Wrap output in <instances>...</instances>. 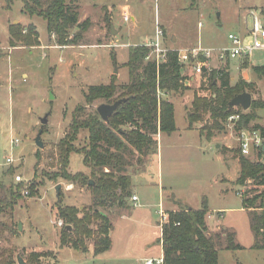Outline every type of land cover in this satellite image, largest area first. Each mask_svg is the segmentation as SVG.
Masks as SVG:
<instances>
[{"label": "rangeland", "instance_id": "374dc122", "mask_svg": "<svg viewBox=\"0 0 264 264\" xmlns=\"http://www.w3.org/2000/svg\"><path fill=\"white\" fill-rule=\"evenodd\" d=\"M75 3L79 22L86 23L72 28L70 35L79 30L81 37L77 43L59 45L54 34L48 33L43 17L24 12L20 0H0V198L9 203L0 214L3 223L0 252H4L3 256L11 255L16 264L17 256L27 263L29 258L34 259L32 264H141L140 256L158 257L160 241L154 232L158 231L155 225L160 219L157 186L160 179L165 189L161 199L165 207L197 209L206 200L209 208L205 216L206 233L216 243L218 264H264V249L254 246L249 213L242 206V198L261 193L264 186L251 180L244 185L236 183L239 154L231 128L224 124V129L213 130L210 142L214 144H207L196 129L210 122L209 115L195 122L196 129L186 128V110L175 93H170V98H174L177 129L160 134L155 151L142 158H138L136 150L125 151L131 189H135L144 205L133 207L130 196L126 207L101 208L112 223L108 250L94 255L92 239L88 240L87 252L60 248L62 226L57 223L62 219L56 214L55 186L61 184L62 204L82 206L81 209L92 205L87 185L61 176L60 143L75 111L84 109L83 115H87L106 103L102 99L87 103L85 94L89 86L106 84L116 75L119 88L115 96L121 92L120 86L128 82L125 63L129 43L152 36L156 18L163 29L166 48L172 47L173 32L177 36L176 47L181 51L196 47L211 49L209 57L199 54L207 65L200 72L193 62L183 66L196 77L191 86L193 93L210 95V71L227 67L231 85L240 79L251 82L253 88L244 91L251 93L252 100H264V78H259L252 69L254 65H264V50L254 51L246 62L236 58L222 60L216 54L228 44V33L239 30L246 10L264 9V0H75ZM18 24L26 30L27 25H34L38 44L16 41L11 46L9 29ZM191 95L190 92V99ZM254 111L257 117L250 124L264 126V109ZM45 115L48 116L41 133L43 146L38 147L34 139ZM15 138L18 143L11 148L10 141ZM71 144L80 151L71 152L64 170L89 175L90 166L84 161L83 150L88 145V131L81 129ZM8 157L13 161L7 163ZM17 174L22 181L17 182ZM68 184H73L72 188L66 189ZM223 228L234 232V241L240 248H225ZM148 247L154 248L149 252Z\"/></svg>", "mask_w": 264, "mask_h": 264}, {"label": "trees", "instance_id": "16d2710c", "mask_svg": "<svg viewBox=\"0 0 264 264\" xmlns=\"http://www.w3.org/2000/svg\"><path fill=\"white\" fill-rule=\"evenodd\" d=\"M12 1V0H9ZM22 10L29 15H38L45 19L47 31L54 34L59 45L74 44L79 41L81 33L70 35L75 26L82 27L86 21L79 22V11L75 0H20ZM26 29L18 25H11L9 43L16 45V41L25 45L38 44V32L32 24ZM26 30V32H23ZM152 47L139 43L130 45L128 59L125 66L128 70V82L120 86L121 92L115 96L119 86L116 75H112L110 82L89 86L85 100L91 103L102 99L112 103L119 98L124 100L117 109L104 120L97 110L83 115L84 109L73 113L67 134L60 143L58 161L63 170L62 177L87 185L92 195V205L80 209L75 205L62 204L60 197L56 203V214L62 219L60 248L71 247L81 252L89 250L88 240L92 239L94 255L110 248V232L112 223L101 208L128 206L131 196V177L127 173L125 151L129 148L139 153L138 158L154 152L157 147L156 134L158 131L171 133L176 130L174 104L168 99L170 93H179L186 87L185 75L182 73L183 64L178 61V50L168 49L165 58L156 62L150 53ZM202 55L191 59L196 63L203 60ZM247 60L245 59L244 62ZM253 71L259 78H264V65H254ZM210 95L194 94L191 108L187 110L188 128H194L196 121L204 119L208 114L210 122L199 128L201 137L210 141L214 136L213 130L224 129L231 114L239 113L234 121L232 132L235 136L243 128H260L264 133V126L250 124L257 116L256 108L264 109V100L253 99L248 111L240 106L228 108V101L244 90L252 89L254 84L242 79L234 85L229 83L227 67L210 71ZM217 81L219 83H217ZM81 129L88 131V145L84 147V161L90 166L89 175L82 172L67 173L64 168L69 164L71 152H78L71 142L76 139ZM43 130V126H42ZM206 132V133H204ZM239 173L236 183L244 185L247 180L264 186V166L240 153ZM33 189V185H30ZM13 194V193H12ZM264 189L261 193L242 198V206L248 210L250 227L254 235V246L264 249ZM13 202V201H11ZM9 205L6 199L0 198V214ZM208 211L204 199L200 208L179 206L176 210L167 212L168 219L161 227V247L163 264H218V252L214 239L207 235L205 216ZM67 225L70 228H67ZM3 223L0 221V229ZM226 249H238L241 246L234 241V232L223 228ZM220 237L219 235H217ZM0 252V264H16L11 255L3 256ZM35 261L29 258V264ZM36 264V263H35Z\"/></svg>", "mask_w": 264, "mask_h": 264}, {"label": "built area", "instance_id": "2783aa9c", "mask_svg": "<svg viewBox=\"0 0 264 264\" xmlns=\"http://www.w3.org/2000/svg\"><path fill=\"white\" fill-rule=\"evenodd\" d=\"M125 20H128V15L124 16ZM164 36L163 29L158 21L155 19L154 24V40L144 43L145 45L151 46V56H154L156 62H160L165 58V53L168 50L162 43V37ZM228 44L223 46L217 54V58L222 60L239 59L249 61V57L256 50H264V9L257 10L249 8L243 15L242 24L239 30L236 32H230L227 35ZM205 57L211 56V49H204L202 47L191 48L189 50L181 51L178 50V61L182 64L190 62L191 59L196 58L199 54ZM206 62L203 60H197L195 63V70L201 71L202 67H205ZM239 118V113L231 114L228 117V127L233 128L234 121ZM237 145L240 148V153L252 160L258 161L264 166V133L260 128L247 127L237 132L235 135ZM11 148L13 145L18 143V138L10 141ZM7 163L13 161L12 157L6 159ZM17 182L22 181L21 175H15ZM73 184L65 186L66 189L72 188ZM28 194V190L24 191ZM133 201L137 200L136 195H132ZM136 204V203H135ZM159 226L160 230L162 224L167 221L168 214L166 211L160 208L159 210ZM59 226L63 225V221L59 220L57 223ZM141 264H163L162 253L158 257L144 258Z\"/></svg>", "mask_w": 264, "mask_h": 264}, {"label": "crops", "instance_id": "0c3cea01", "mask_svg": "<svg viewBox=\"0 0 264 264\" xmlns=\"http://www.w3.org/2000/svg\"><path fill=\"white\" fill-rule=\"evenodd\" d=\"M128 6V5H127ZM124 7H123V5L121 6V9H123ZM124 15H126V14H124ZM133 17V16H132ZM172 34V42H171V48L170 49H176V50H180V49H178V46L176 47V41H177V36H176V34L175 33H171ZM139 40V41H138ZM152 40H154V31H153V35L152 36H150V37H148V38H145V39H142V40H140L139 38L135 41H130V43H129V45H135V44H139V43H146V42H148V41H152ZM162 43L164 44V36L162 37ZM128 44V43H127ZM167 49H169V48H167ZM185 65H187L188 66V64L187 63H185V64H183V66H185ZM184 68V67H183ZM194 68H195V66H194ZM182 73H183V75H185V80H184V85H185V89L183 90V91H185V92H179V93H175V94H177V96H176V98H179L180 99V102L184 105L183 106V109L185 108V110H186V112H187V110H188V106L190 105L191 106V101H192V99L193 98H191L190 99V92H191V97H194V94H195V92L193 93V89H191V86H192V84H194L195 83V79H196V77L194 76V75H192V73H190V70H189V68L188 67H185L183 70H182ZM172 94H169V95H167V97H168V99L169 100H171L172 102H173V97L172 98H170V96H171ZM190 102V103H189ZM174 104V103H173ZM174 114H175V106H174ZM186 128H188V122H187V124H186ZM177 129V128H176ZM188 129H190V128H188ZM192 129H196V127L194 126V128H192ZM196 130H198V129H196ZM163 132H161V131H158V135L156 136V139L158 140V137H159V135L160 134H162ZM198 135H199V137L200 138H202L201 137V135H200V133H199V131H198ZM203 139V138H202ZM205 140V139H204ZM207 144H214V143H212V142H207ZM218 145V144H217ZM216 145V146H217ZM159 151H158V149H157V153H158ZM162 180H160V179H158V183H157V186H158V193H159V198H160V200H158V204L160 205V207H159V209H158V214H159V210H160V208L161 209H163L164 211H166V213H167V210H176V209H178L179 207L178 206H166L165 207V203H163V200L161 201V199L163 198V193H164V191H165V189H164V186H163V184H162V182H161ZM132 195H136L137 196V200L136 201H133L132 199H131V197L129 198V200H131L133 203H132V205H133V207L134 206H141V205H144V203L143 202H139L140 201V196L137 194V192L135 191V189H132V193H131V196ZM136 203V204H135ZM208 206V205H207ZM82 207V206H81ZM208 210H209V208H208ZM105 214V213H104ZM159 218H160V216H159ZM141 222V224L142 225H146V224H144L142 221H140ZM158 224L157 225H155V229H158V233L156 232V230H155V232H154V235L155 234H157L158 235V241H160V237H161V231L159 232V230H160V226H159V220H158V222H157ZM158 243V242H157ZM161 243V242H160ZM160 243H158V245H159V247H160V251H161V253H162V247H161V245H160ZM154 247H156L155 245H154ZM154 247H151V249H150V247H148L147 248V250L149 251V252H151L152 251V248H154ZM160 255V254H159ZM150 257H155V255L154 256H148V255H143V256H140L139 257V260L140 261H142L144 258H150Z\"/></svg>", "mask_w": 264, "mask_h": 264}, {"label": "water", "instance_id": "95a60500", "mask_svg": "<svg viewBox=\"0 0 264 264\" xmlns=\"http://www.w3.org/2000/svg\"><path fill=\"white\" fill-rule=\"evenodd\" d=\"M111 32H114L113 26L111 27ZM114 72H117V67L115 64L114 67ZM124 100V98H119L117 100H115L112 103H101L98 105V107L96 108V110L98 111L100 117L104 120L108 119V117L117 109V107L119 106V104ZM252 102V95L250 92L247 91H243L241 93H238L236 95H234L229 101H228V108L231 109L233 107H238L240 106L243 110H248L250 108ZM47 116L45 115L44 117H42L40 119V128L38 130L37 135L35 136V143L36 145H38V147H42L43 146V142L41 140V133H42V126L44 124L47 123ZM218 146V145H217ZM61 184H57L55 186V191L56 194L58 196V200H59V190H60ZM81 209V207H79ZM67 228H70L69 225H67ZM18 229H21V223H18ZM17 262L18 264H29L27 263L21 256H17Z\"/></svg>", "mask_w": 264, "mask_h": 264}]
</instances>
